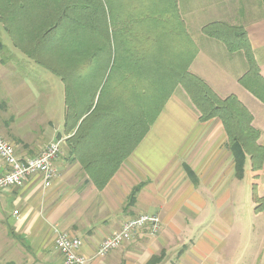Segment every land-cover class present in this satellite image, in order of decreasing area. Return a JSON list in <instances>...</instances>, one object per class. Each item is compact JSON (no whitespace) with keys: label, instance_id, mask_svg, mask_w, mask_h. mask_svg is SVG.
<instances>
[{"label":"crops","instance_id":"1","mask_svg":"<svg viewBox=\"0 0 264 264\" xmlns=\"http://www.w3.org/2000/svg\"><path fill=\"white\" fill-rule=\"evenodd\" d=\"M129 1L137 0H105V4L110 14L122 15L126 8H133ZM153 1L156 13L176 10L197 49L187 72L203 80L220 98L234 95L251 114L252 127L260 134L258 144L264 147V85L244 78L248 85L244 86L240 80L246 77L248 66L243 53H230L224 44L201 33L211 22L242 27L258 75L264 80L261 0ZM3 54L1 136L19 159L38 156L53 141L60 140L61 145L53 162L57 177L48 188L39 176H32L22 187L0 190V264H62L54 245L59 233L81 240L79 254L89 264H264V210L255 212L252 200L253 184L257 197L264 198V163L254 173L247 157L242 179L236 178L221 121L200 122L180 86L174 88L134 150L98 188L89 174H110L115 161L96 158L103 164L87 170L79 158L69 154L63 83L58 79V84L51 80L48 84L45 79L47 83L38 92L22 73L30 61L11 41ZM3 170L0 160V174ZM247 177L253 226L233 210L234 193ZM139 185L135 203L126 208L129 195ZM139 215H157L160 232L150 236L139 231L130 242L95 257L104 239L116 234L126 219ZM251 247L258 248L252 259L246 256Z\"/></svg>","mask_w":264,"mask_h":264},{"label":"trees","instance_id":"2","mask_svg":"<svg viewBox=\"0 0 264 264\" xmlns=\"http://www.w3.org/2000/svg\"><path fill=\"white\" fill-rule=\"evenodd\" d=\"M137 1H129L133 8L124 14L113 15L105 0H0V23L13 47L63 83L69 154L87 170L103 164L96 158L115 161L110 174H89L101 188L180 86L200 122L221 121L235 177L242 179L247 157L252 172L260 171L264 147L258 144L260 134L252 127L251 114L234 95L220 98L187 72L197 49L176 10L156 13L153 0ZM201 33L224 44L230 53H243L248 66L240 80L244 86H248L244 78L264 85L242 27L213 22ZM4 50L0 40L3 63ZM140 188L132 190L126 208L135 203ZM252 200L255 212L264 210L255 184Z\"/></svg>","mask_w":264,"mask_h":264},{"label":"built area","instance_id":"3","mask_svg":"<svg viewBox=\"0 0 264 264\" xmlns=\"http://www.w3.org/2000/svg\"><path fill=\"white\" fill-rule=\"evenodd\" d=\"M61 141L49 143L41 153L32 158L19 159L14 147L0 134V160L4 170L0 174V190L24 186L32 176H39L44 188H48L57 177L53 162L60 152ZM14 211V215H17ZM161 230V221L157 215H139L126 219L120 230L113 236L104 239L97 247L95 257L101 258L109 252L130 242L139 231H147L150 236L157 235ZM55 249L62 257V264H89L86 257L79 254L82 246L80 239L57 234L54 241Z\"/></svg>","mask_w":264,"mask_h":264},{"label":"rangeland","instance_id":"4","mask_svg":"<svg viewBox=\"0 0 264 264\" xmlns=\"http://www.w3.org/2000/svg\"><path fill=\"white\" fill-rule=\"evenodd\" d=\"M137 2L140 3L141 0H139ZM211 23H213V22H211ZM221 23H224V22H221ZM224 24H227V23H224ZM227 25H229V24H227ZM229 26H231V25H229ZM0 40H1L2 44L4 45L5 50L8 49V47L10 45V38H9L8 34L6 33V31L4 30L1 23H0ZM5 50H4V52H5ZM4 55H6V54H2V56H4ZM29 61L30 62H29L28 68H24V71H26V72L24 73V71H23L22 73L29 77L30 82L32 83L33 88L35 90H37L39 92V90L42 87H44L47 82H48V84H51L49 80H51L52 82L54 81L57 84L59 83L58 78L55 77L53 74H51L49 71L35 65L31 60H29ZM20 75H22V74H20ZM47 78H50V79H47ZM45 79L47 80V82L45 81ZM37 106H38V104H37ZM250 187H251L250 179L248 177L243 179V181L240 182L239 189H238L237 193H234V198L236 200H234L235 202L233 203V205H234L233 210L238 212L239 217L241 218V220L244 221V223H246V224L251 223V226H253L254 225V222H252L253 221V207L250 206L251 200H250V196H249L250 195ZM235 203H237V204H235ZM255 223H256V225H255L256 227L261 226L260 223H258V222H255ZM257 249L258 248L253 249V247L249 248V250L247 251V254H246L247 258L250 257L252 259V257H253L252 253H253V251H255Z\"/></svg>","mask_w":264,"mask_h":264}]
</instances>
